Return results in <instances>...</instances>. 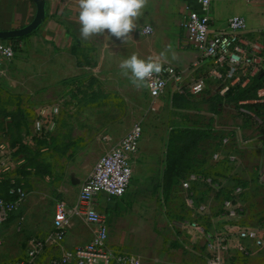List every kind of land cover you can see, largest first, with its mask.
<instances>
[{
	"label": "rangeland",
	"instance_id": "rangeland-1",
	"mask_svg": "<svg viewBox=\"0 0 264 264\" xmlns=\"http://www.w3.org/2000/svg\"><path fill=\"white\" fill-rule=\"evenodd\" d=\"M141 16L147 18L146 15ZM39 48L37 44L32 48L19 46L15 59L0 77V145L5 144L10 152L0 158V165L4 161L12 165L8 176L24 185L28 200L33 198V204L45 201L43 203L48 209L59 201L60 182L76 181L79 173L95 164L106 131L125 133L133 125L142 123L143 142L148 140V136L161 135L162 156L155 162L159 166L157 174L161 175L170 139L178 131L194 123L203 127L210 125L217 131L235 128L238 119L229 107L214 114L210 105L203 103L205 98L183 100L184 96H175L172 91L159 101L156 111L148 112L150 99L144 83H133L130 73L114 76L117 51L111 55L115 57V63L109 61L106 67L99 62V47L74 49L77 65L93 66L94 69L104 65L103 69H109L110 73L102 76L100 72L89 70L85 74L71 75L67 71L74 69L75 62L70 60L68 53L58 51L54 54L41 49L47 55L45 59L43 54L38 56ZM111 48L119 49L117 46ZM54 108L60 109L55 116L56 129L51 130L43 140L35 131V123L41 111H52ZM10 115L16 116V119ZM251 128L242 122L243 130H253ZM20 143L27 149L21 148ZM247 143L245 138L240 142L242 146ZM260 161L259 157H252L247 163L243 157L240 163L238 176L247 192L243 197V212L236 222L241 229L258 230L264 237V186L260 181ZM152 180L146 181L142 191L154 195L158 201H120L117 205V215L140 213L147 216L143 238L136 237L134 244L128 239L127 247L132 252L127 254L136 256L140 264H208L201 245L187 242L185 237L178 238L173 227L171 221L174 216L183 212L178 189L156 191V185L161 180ZM5 183L4 180L1 184L3 189ZM132 191H135L134 188L129 194ZM214 206L218 210L220 202ZM104 214L109 217L107 212ZM227 224V221L216 217L211 227L224 228ZM36 233L37 229H31L27 218L20 221L17 215L1 227L0 264L25 259L30 243L40 239ZM237 260L240 261L231 264H264V246H253L248 258Z\"/></svg>",
	"mask_w": 264,
	"mask_h": 264
},
{
	"label": "built area",
	"instance_id": "built-area-1",
	"mask_svg": "<svg viewBox=\"0 0 264 264\" xmlns=\"http://www.w3.org/2000/svg\"><path fill=\"white\" fill-rule=\"evenodd\" d=\"M182 27L185 30V43L198 50L200 59L195 61L188 71L175 66H161L159 73H154L144 82L150 97V111H156L158 101L169 92L182 93L186 88L192 95L201 96L210 84L217 85L215 90L224 96L231 87L246 86L243 72L249 71L253 78L264 73V45L249 34L247 21L243 17H232L228 22V30L214 33L211 30L213 21V0H196V6H187L182 16ZM153 33V29L150 35ZM17 49L12 41H0V77L5 64L15 59ZM262 106L264 114V87L257 92L253 101L241 102L240 107L233 110L240 121L252 120L254 130L264 127V116L246 108V105ZM58 108L52 111L43 110L35 123L38 135L48 134L55 126ZM142 123L135 124L125 137L95 164L88 179L83 184L79 199L74 205L59 201L55 207V229L53 240L61 242L66 235L67 226L76 217H82L88 224L97 227L94 239L86 246L64 254L49 264H140L134 256L113 255L108 246L109 224L106 217L98 210L97 200L101 195L111 199L123 198L132 186L134 163L139 155L143 141ZM106 140H109L108 138ZM242 141L238 129H230L223 139L221 148L213 155L211 169L213 175L192 174L182 182L186 193L185 210L176 215L180 217L171 221L178 238L185 237L188 242L201 245L208 258V264H231L235 256L233 251L249 257L250 251L242 242L250 241L257 247L264 246V237L258 230L240 229L235 224L243 212L240 204L245 194L243 185H236L230 199L222 200L220 210H216V194L225 188L228 176H232L234 168L239 164L236 148L233 145ZM6 145L0 146V158L8 155ZM227 167H226V166ZM7 161L0 165V184L7 181L11 170ZM228 168V171L226 170ZM220 175V176H216ZM226 178V179H225ZM14 183V180H11ZM23 187L13 188V201H7L0 195V228L10 223L23 209L27 193ZM203 201H198L201 193ZM216 211V212H215ZM218 217L228 224L224 228H212L211 224ZM184 242V241H183ZM47 242L34 241L26 258L6 264H40Z\"/></svg>",
	"mask_w": 264,
	"mask_h": 264
},
{
	"label": "crops",
	"instance_id": "crops-1",
	"mask_svg": "<svg viewBox=\"0 0 264 264\" xmlns=\"http://www.w3.org/2000/svg\"><path fill=\"white\" fill-rule=\"evenodd\" d=\"M46 2L47 18L43 26L30 37L22 39L19 42V46L32 48L37 44L41 47L39 48L38 56L41 57L43 54L45 59L47 55L41 49H44L43 51L50 50L54 54L58 51L68 53L70 60L75 62L74 69L67 71L71 75L85 74L90 70L92 72H100L102 76H107L110 71L108 72L109 69H103V67L109 61L115 63L113 61L115 57L111 56L115 54V51H117V66L114 76H126L120 68V63L132 55H137L145 61L158 63L160 66H175L185 71H188L192 64L200 59L198 50L185 43L186 34L181 21L185 8L187 6H196V0H146L142 15H146L147 18L145 20L140 16L137 21L138 26H141V32L139 29L134 30L130 34L131 38L126 42L118 40L115 37L107 38L105 35H94L88 40H84L79 30L78 0H46ZM36 12L37 7L32 0H0V31H12L26 27L35 18ZM238 16L243 17L247 21L249 34L260 40L264 45V0H213L211 30L214 33L227 31L229 20L232 17ZM145 21L153 29V33L150 35L143 33L142 25ZM105 31L107 32V30ZM91 46L99 47L101 52L99 62L104 63V65L103 67L99 65L98 68L100 69L95 68V70L93 66L80 67L77 65V58L73 56L74 49H89ZM115 46L119 47V49L115 50L111 48ZM9 63L4 65L3 73ZM242 75L243 80L248 84L252 79L249 77V71L243 72ZM159 101L157 106L159 105ZM148 112H151L150 108H148ZM55 120L56 127L57 119ZM235 129L240 130L242 139L244 140L245 138L248 143L245 146L238 143L236 146V152H238L240 161L238 166L234 168L231 177L243 184L238 176V172L241 171L239 167L243 157L247 163L252 157H259L260 162H262L260 181L264 186V127L257 131L254 129L243 130L242 121L237 120ZM127 132L106 131L103 135L100 151L96 155L95 164L103 155L114 148L125 137ZM107 138L109 140H106ZM162 142L161 135H155L153 137L148 136V140H144L141 144L139 155L134 163V178L132 181L134 185L130 188V190L134 188L135 191L129 194V190L121 199H111L105 195H101L97 200L98 210L105 217L104 212H107L109 215L108 218L106 217L109 224L108 246L110 252L115 256H133L128 255L129 253L127 254V252H132L127 247V240L129 239V242L134 244L136 237L143 238L142 233L146 230V215L140 213L128 216L117 215L115 211L118 210L117 205L122 201H158L154 195L143 193L142 187L146 184L147 180L153 178L159 171V166L155 162L162 156ZM95 164L79 173L76 181L71 183L60 182L58 191L61 199L59 201H65L69 205L76 204L82 186L88 179ZM8 178L10 177L8 176ZM246 192L247 188H245V194ZM244 195L240 200L241 206ZM59 201L46 209L43 203L45 201H38L37 205L33 204L35 203L33 202V198L31 199L30 197V200H28L27 193L25 205L17 214L20 221H24L27 218V221H30L31 229H37L36 234L40 239L33 240L32 242L38 240L47 242L46 248L40 257V264H49L53 259L60 258L66 253L88 245L94 239L97 231V227L88 224L82 217H76L68 224L64 240L61 242L53 240V234L56 231L55 207ZM167 218L169 221V216ZM235 224L239 227L238 222H235ZM239 228L241 229V227ZM178 243L183 245L182 242ZM242 243L249 248L251 255V249L255 246L254 243L250 241ZM120 245L121 247H119ZM232 254L235 256V258L231 259L232 263H238L240 260L238 261L237 259L243 257L236 250Z\"/></svg>",
	"mask_w": 264,
	"mask_h": 264
},
{
	"label": "trees",
	"instance_id": "trees-1",
	"mask_svg": "<svg viewBox=\"0 0 264 264\" xmlns=\"http://www.w3.org/2000/svg\"><path fill=\"white\" fill-rule=\"evenodd\" d=\"M20 41H22V39L12 41L17 51L19 49ZM263 87L264 73H261L258 76L252 78L246 86L237 85L235 87H231L224 96L220 95L218 91L215 92L217 85L212 83L201 96H194L188 90L182 93L174 94L175 96H184L183 100H191L198 97L205 98L206 100L204 99L203 103L209 104L213 109V113L216 114L225 107H229L233 111L240 107L241 102L255 100L257 98V92ZM246 108L256 111L260 116H264L262 113V106L249 104L246 105ZM232 115L240 120L238 116L234 115L233 113ZM10 116L11 118L16 119V116ZM251 121L252 120L250 119H245L242 122L252 127L251 129H254V125ZM49 134L50 133L39 136L44 140L49 136ZM226 136L227 131H217L216 129L211 128L210 125L203 127L198 126L196 123L187 129L178 131L176 135L170 139L164 171L161 175L156 174L155 177H153V180L158 178L161 180V182L157 183L155 190L169 192L173 188H177L179 191L178 199H182L181 201H183L182 210L184 212L186 193L181 187L182 182L185 181L190 175L195 173L212 175L211 169L214 168L212 157L221 148L222 141ZM236 146V144L231 146L229 150L233 151ZM20 147L27 149L26 145L23 143H20ZM226 170L228 171V168H226ZM227 180L228 183L225 188L216 194V201H218V203H221L222 200L230 199L232 191L236 185H243L241 182H238L231 176H228ZM1 184L0 195H2L7 201H13L16 198L14 194H11V190L13 188L17 189L19 187H23L19 181H14L13 183L11 180H7L4 189L2 188ZM243 187L246 188L245 185H243ZM156 191L154 194H156ZM200 193L201 195L198 198V201H203L204 198L202 197V194H205V192L202 191ZM220 209V206H218V210ZM179 218L180 217L176 216V219Z\"/></svg>",
	"mask_w": 264,
	"mask_h": 264
},
{
	"label": "clouds",
	"instance_id": "clouds-1",
	"mask_svg": "<svg viewBox=\"0 0 264 264\" xmlns=\"http://www.w3.org/2000/svg\"><path fill=\"white\" fill-rule=\"evenodd\" d=\"M78 4L79 30L84 40L94 35H105L126 42L134 30L139 29L141 32L137 21L143 14L146 0H78ZM142 27L143 33L152 31L146 21ZM120 68L125 75L131 74L133 83L143 82L161 71L160 64L145 61L137 55L124 59Z\"/></svg>",
	"mask_w": 264,
	"mask_h": 264
},
{
	"label": "water",
	"instance_id": "water-1",
	"mask_svg": "<svg viewBox=\"0 0 264 264\" xmlns=\"http://www.w3.org/2000/svg\"><path fill=\"white\" fill-rule=\"evenodd\" d=\"M37 12L33 21L26 27L12 31H0V41H14L30 37L40 30L47 18V2L46 0H32Z\"/></svg>",
	"mask_w": 264,
	"mask_h": 264
}]
</instances>
